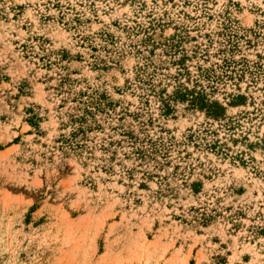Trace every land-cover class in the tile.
I'll list each match as a JSON object with an SVG mask.
<instances>
[{
    "label": "rangeland",
    "instance_id": "1",
    "mask_svg": "<svg viewBox=\"0 0 264 264\" xmlns=\"http://www.w3.org/2000/svg\"><path fill=\"white\" fill-rule=\"evenodd\" d=\"M0 264H264V0H0Z\"/></svg>",
    "mask_w": 264,
    "mask_h": 264
}]
</instances>
